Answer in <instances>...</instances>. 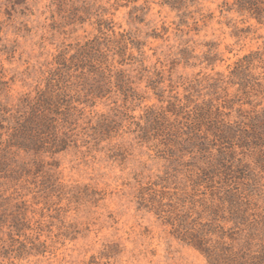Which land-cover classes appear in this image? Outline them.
I'll list each match as a JSON object with an SVG mask.
<instances>
[{
	"label": "rangeland",
	"instance_id": "1",
	"mask_svg": "<svg viewBox=\"0 0 264 264\" xmlns=\"http://www.w3.org/2000/svg\"><path fill=\"white\" fill-rule=\"evenodd\" d=\"M41 93L48 133L14 136ZM262 113L264 17L240 0H0V264H208L184 223L256 255L264 138L203 119Z\"/></svg>",
	"mask_w": 264,
	"mask_h": 264
},
{
	"label": "trees",
	"instance_id": "2",
	"mask_svg": "<svg viewBox=\"0 0 264 264\" xmlns=\"http://www.w3.org/2000/svg\"><path fill=\"white\" fill-rule=\"evenodd\" d=\"M240 6L247 9L252 15L257 16L260 20L264 17V0H240ZM246 64L249 63L247 57L244 58ZM245 68L240 63L237 66L236 71L232 72V76L238 77L243 75ZM240 85L246 87V83L241 81ZM59 114V107L55 103L53 97H47L44 93L38 94L33 100H27L23 107V115L17 119V125L14 127L15 134L22 135V138L29 135L32 131L36 130L37 133H48V128L53 122V115ZM196 117L201 119L200 113L196 114ZM31 121V125L27 124ZM201 124V123H199ZM203 124L214 132V136L222 140L235 139L237 142L242 143V146L248 145L251 141L261 140L264 138V113L252 117L248 123H244V128H250L249 131L241 134V130L238 126H225L217 123L216 119H211L210 115H207L203 119ZM46 130V131H45ZM51 129H49L50 132ZM241 134V135H240ZM35 136V135H34ZM43 139H35V144H50L52 148H57L59 145L58 139L54 136L50 141L42 143ZM20 144V143H19ZM26 143L23 142V145ZM264 223V220H262ZM215 227L212 223H206L202 225L198 230H194L192 227L185 225H178V235L183 241L196 247L202 253H204L208 259V264H264V235L260 239L261 248L260 251H256V255H251L247 252L246 245L242 246L238 251H234L231 245H227L223 242L212 243V240L208 238L207 234H212ZM224 232L222 231V235ZM264 234V233H263Z\"/></svg>",
	"mask_w": 264,
	"mask_h": 264
}]
</instances>
